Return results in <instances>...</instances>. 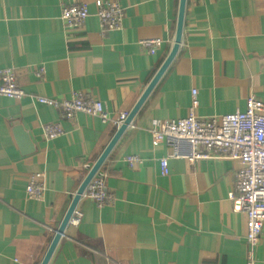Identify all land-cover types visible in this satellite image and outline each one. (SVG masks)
<instances>
[{"label": "crops", "instance_id": "1", "mask_svg": "<svg viewBox=\"0 0 264 264\" xmlns=\"http://www.w3.org/2000/svg\"><path fill=\"white\" fill-rule=\"evenodd\" d=\"M95 1L0 0V69L12 68L25 93L0 97V264H41L84 167L117 131L78 113L46 140L43 126L59 113L36 97L82 93L114 120L130 113L174 45L180 0H109L124 18L108 32L93 15ZM72 3L88 6L81 28L60 19ZM155 39L159 47L142 44ZM249 98L264 103V0H186L175 57L100 168L112 201L98 207L80 198V222L67 225L47 264H264V222L248 243L246 215L228 200L239 163L169 159L164 177L159 160L169 150L150 133L153 120L231 114ZM132 155L143 161L136 169L124 161ZM36 174L47 185L40 200L25 193Z\"/></svg>", "mask_w": 264, "mask_h": 264}, {"label": "built area", "instance_id": "2", "mask_svg": "<svg viewBox=\"0 0 264 264\" xmlns=\"http://www.w3.org/2000/svg\"><path fill=\"white\" fill-rule=\"evenodd\" d=\"M93 7V15L102 31H117L122 28L124 11L116 2L96 0ZM89 16L87 4L72 3L62 8L60 19L67 28H81ZM160 43L159 39L142 42L145 46L153 47H159ZM42 73L43 70L40 69L37 76L41 77ZM24 94L17 83L15 71L10 67L0 69V97L19 100ZM36 102L59 113L58 121L43 126V136L46 140L62 135L64 131L60 121H71L78 113L97 117L102 122H112L116 129L129 115V112H121L116 119L110 120L101 101L82 93H74L70 99L62 100L37 96ZM197 103V90H192L191 111ZM150 133L155 143L169 150V154L159 160L160 173L164 177L169 174V159L194 163L222 157L239 163L240 167L235 174L236 181L228 193V200L234 213L246 215L247 242L256 243L264 222V103L249 98L243 111L231 114L205 118L191 114L184 119L153 120ZM124 161L131 169L143 164L142 159L135 155L125 157ZM84 168L89 171L91 167ZM46 190L43 174L30 176L25 186L26 195L34 200L42 199ZM81 198L94 201L98 207L112 201V195L106 191L100 169L87 185ZM81 216L75 208L69 223L77 225Z\"/></svg>", "mask_w": 264, "mask_h": 264}, {"label": "water", "instance_id": "3", "mask_svg": "<svg viewBox=\"0 0 264 264\" xmlns=\"http://www.w3.org/2000/svg\"><path fill=\"white\" fill-rule=\"evenodd\" d=\"M185 1L186 0H180V2H179L176 35H175V41H174V45L171 49V52L169 53L168 57L165 59V61L161 65L160 69L155 74V76L153 77L152 81L149 83V85L143 91L141 97L139 98V100L137 101V103L135 104L133 109L130 111L127 119L117 129L116 133L114 134V136L112 137V139L110 140L108 145L105 147V149L103 150V152L101 153V155L99 156L97 161L94 163V165L88 171L86 177L84 178V180L81 183L80 187L78 188L76 194L74 195L73 200H72L67 212L65 213L63 220L61 221L59 227L55 231L54 237H53V239L49 245V248H48L41 264H47L48 263L52 253L54 252V250L58 244V241L60 240L62 234L64 233L65 228L69 224V221H70L72 214H73V212H74V210H75V208H76V206H77V204L81 198L82 193L84 192V190L86 189L87 185L89 184V182L91 181L93 176L96 174V172L101 168L104 161L108 157L109 153L111 152V150L113 149V147L115 146V144L117 143V141L119 140L121 135L124 133V131L130 125L134 116L136 115V113L138 112V110L140 109V107L142 106V104L144 103V101L146 100V98L148 97V95L150 94V92L152 91L154 86L156 85V83L159 81V79L161 78V76L163 75V73L165 72V70L167 69V67L169 66V64L173 60V58L175 57L177 50H178V47H179V44H180V40H181L183 17H184V10H185Z\"/></svg>", "mask_w": 264, "mask_h": 264}]
</instances>
